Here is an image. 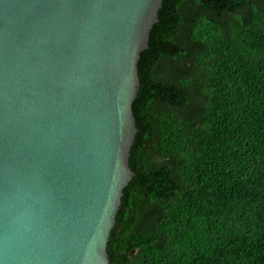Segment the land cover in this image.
Masks as SVG:
<instances>
[{"label": "water", "instance_id": "1", "mask_svg": "<svg viewBox=\"0 0 264 264\" xmlns=\"http://www.w3.org/2000/svg\"><path fill=\"white\" fill-rule=\"evenodd\" d=\"M163 1L0 0V264H110Z\"/></svg>", "mask_w": 264, "mask_h": 264}, {"label": "trees", "instance_id": "2", "mask_svg": "<svg viewBox=\"0 0 264 264\" xmlns=\"http://www.w3.org/2000/svg\"><path fill=\"white\" fill-rule=\"evenodd\" d=\"M110 264H264V0H164Z\"/></svg>", "mask_w": 264, "mask_h": 264}]
</instances>
